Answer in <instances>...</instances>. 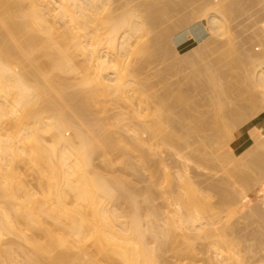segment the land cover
Wrapping results in <instances>:
<instances>
[{"label":"bare ground","instance_id":"1","mask_svg":"<svg viewBox=\"0 0 264 264\" xmlns=\"http://www.w3.org/2000/svg\"><path fill=\"white\" fill-rule=\"evenodd\" d=\"M5 1L8 5L10 2L13 6L11 7L9 5L10 8H8V6H6L7 3L4 5ZM25 1L27 6L24 10L22 4L24 2L23 0H0V6L4 5L7 7L6 9L3 6V8L0 7V9H4L3 11L1 10V13L4 14V12H6V17L4 16L3 20L1 19L3 18L1 17L3 14L0 16V201L2 203H0V264H4V261H7V264H12V261L9 259L10 257L8 258V251L1 249L2 237L6 232L18 236L29 247V254L24 261L26 264H162L163 262H159L156 258V251L154 252V249L157 250L158 248L147 246V240L145 239L146 232L156 233L153 222L148 221L145 224L142 223L139 215V208L135 203L136 201L131 195L125 194V191H127L125 184H123L120 179L103 176L100 173L101 171L99 172L96 170L93 164L94 162H92L93 156L101 149L104 150L103 157L105 162H109V159H106L105 156V150L107 148H124L125 150V148L127 149L130 145L131 150H138V148L147 146V144L150 143L149 141L153 139V136H150L149 141H145L143 136L141 137L140 135L142 131H134V127H132L133 134L130 138L131 140L129 139V145L124 143L125 141L123 140V144H115L110 138H102L99 137V135H91L92 137H90V135H88L90 131L87 133V136L90 138H87L81 130L76 131L79 128L76 127L71 130L70 127L74 126H70V121L72 123V121L75 120L71 119L68 112L69 115L65 113V109L63 111L61 109L65 106L68 107L67 104L69 103L70 105L71 102L78 103L80 108L84 109V111L87 108L92 109L93 107H99V109H101L100 105L102 106V103L104 104L110 97H113L116 101H122L121 103L127 102L131 96L136 98L135 95L131 94L130 96L129 92H133V94L136 93L135 91L137 89L139 90V87L136 88L135 84H139V82H137L138 80L136 81V74L134 77L132 73L133 69L128 68V61H125L124 58H126L129 51L132 50L130 47L134 45V42L136 44L138 42L137 40H140V46L143 47L145 43H148L147 41L151 40H146L147 38L145 39L144 36L148 32L146 29L147 23L152 21L154 23V20H156L154 16L157 18L156 14L158 13L155 14V10L151 8V6L154 5L153 2L147 4L143 3L145 5L143 6L144 8L148 4L152 5H148L146 9H144L146 13L143 10L145 18L142 19L139 15L133 14L137 12H131L133 9L135 10L136 7L133 9L129 7L132 9L128 11L130 16H126L127 14H123V12H121L122 14H113L114 8L113 10L111 7V9L108 8L110 0ZM214 2L209 0L208 2H200L199 5L206 4H204L203 7L201 5L202 8L201 10L199 9V11L197 7H195V12L197 11V13H194H199L206 18L203 17V20H205V27L208 28L210 32L228 27L225 25L228 19H226V14L228 12L225 5L226 0L224 2L221 1L224 4L221 2L213 4ZM117 8H115V11ZM210 10L213 12H210ZM16 16H20L19 20L22 19L23 21L25 20V22L22 23L21 21V23H19L17 21V23H15ZM52 16L55 17L53 18ZM56 16L63 20L61 25L57 24ZM183 21V19L180 20L181 23ZM180 22L178 23L179 25L181 24ZM261 22L262 28L264 29V20ZM159 25H161V23ZM181 26H183V24H181ZM153 27L157 29L156 26ZM262 28L261 30H263ZM162 29H164V27ZM154 31L157 32L158 30ZM166 35H168V33L164 36L166 37ZM162 36L163 35H161V37ZM21 37L23 40H18ZM188 37L192 39L190 35ZM263 42L261 43L262 47L264 44ZM136 47L137 46H135V49ZM253 54L256 58L255 53ZM260 54H262V50ZM228 55H230V53ZM77 56L80 61L77 60ZM223 56H225V54H223ZM263 56L261 57L260 55L262 58L261 61H258V59H256L258 62L252 61L254 62L253 68L252 66H250V68L255 71L251 72L250 83H252L253 87L262 89L263 92H261L263 93L262 97L264 100ZM258 57L259 56H257V58ZM227 61H231V59ZM208 67L205 65L203 68V90L205 88L209 89L211 86L214 87L216 77L220 75H215L214 71V74L209 72L208 69L210 68ZM211 67H213V64ZM138 69L137 67L135 70L138 71ZM199 72L197 71V74H199ZM58 73L77 74V78L78 74H80V82L76 85L78 87H81L79 84L84 85L86 91L80 93L78 90L81 89H78L76 86L75 89H77V91L72 90L73 92L70 93H62L61 87L63 83L60 82L62 75L60 77ZM230 73L229 75L231 76ZM236 74L240 75L239 73ZM74 75H72V77H75ZM59 82L61 83L60 85H58ZM72 86L74 87V83ZM68 88L70 87L68 86ZM219 88L221 89V87ZM231 90L232 92L234 91L232 88ZM49 93L51 95L47 97ZM222 96L224 97L223 94ZM109 102L110 101H108V103ZM213 104L216 105V103ZM132 105L130 106L133 109L135 106ZM130 106L128 105V108ZM74 109L76 110L77 108L72 106V111H74ZM138 109L139 107L137 110L135 107L137 114L139 112ZM218 109H220V107ZM232 109H229L230 111L224 114L227 121H230L229 115L237 112L234 111L235 109L232 111ZM103 110L105 109H101L100 112ZM132 111L133 110H131V113ZM140 114H138V116H140ZM74 115L76 117L77 114L74 113L72 116ZM155 116L157 121H160L163 117L167 118L160 112H157ZM78 117L80 118V116ZM121 119L124 120L123 118ZM123 124L125 125V123ZM148 124L145 123L142 129L152 133L155 130V126H149ZM194 128L196 127L194 126ZM233 128H235V126ZM233 128L231 127V129ZM139 129H141V127ZM231 129L230 132H232ZM69 130L76 131V133L72 132V134L75 133L74 135H76L75 138L78 142L74 137L70 138ZM247 131L251 138L246 142V146H248L241 152V155L249 156V162L247 160L249 163L248 165L254 167L255 171L253 175H250L252 178L248 174H243L238 171L239 174H237V176L244 184L248 180L253 179L254 183L251 186H256L264 180V124L260 127H255L250 124ZM91 132L94 131L92 130ZM156 133H158V131ZM43 134L45 136L47 134L51 141H49V138V140H44L48 136L42 138ZM119 138L120 137H118V139ZM70 139L76 141L77 144L75 142V144L71 143ZM218 139L219 138L214 139L212 134L211 136L206 135V133L203 134L204 165L207 161L214 160L215 156L213 157L212 155H216L217 153L212 154L207 148L209 147L212 149L213 142H216ZM44 142L47 143L44 144ZM220 143L221 144L217 143V146L221 145L217 148V151H220L218 154L227 155L228 153V158H225L227 161L222 160V162L226 161V164H232L234 168L238 169L240 164L236 162V159H238L239 156L235 155L232 147L226 142L221 141ZM259 146L262 148L261 153L255 150V148ZM150 147L151 145L149 148ZM128 160L127 158L123 159V163L130 165ZM30 173L35 174L36 182L34 187L38 186V189L32 188L33 185L29 184L31 182L27 181L28 179L26 178ZM168 173H166L167 176ZM176 173L181 189L185 190V194H183L185 196L183 198L180 196L179 201L175 202L176 207L172 210L173 215L171 214L170 216V212L165 222H163L164 224L161 230L159 229L157 231L163 236H168L171 235V228L183 230L189 229L188 227L191 226L190 228L199 229L203 234H206V236H210L209 232L204 227L207 224L206 214L210 216L215 215L217 211L208 206L207 199L209 194L207 193L209 192L203 193V199H201L203 201L202 207V204L200 205L199 203L200 200L198 202L196 198L197 189L190 181L189 177L178 171H176ZM168 178L169 177H167V180ZM164 180H166V178ZM204 186L203 184V188ZM251 186L249 185L250 188L246 187L249 190ZM206 187L216 191L220 189L217 184H211ZM237 193H239V191ZM240 194L241 193H239V196L241 197ZM246 194H243L242 198ZM213 197L214 196H212V198ZM220 197V201L223 204H228L236 200V196L233 194ZM122 200L131 202L132 213L130 215L117 211L115 205ZM231 205L232 204L229 206ZM249 209L255 214L258 213V208L256 207ZM232 212L234 213V211ZM236 214L237 213H234V215ZM213 219L217 218L213 217ZM156 236L158 238V235ZM216 243L215 248L217 251L215 256L223 252L225 253L226 250L224 251L223 248H225L224 246L227 244L222 247V244L220 246V243ZM226 249L229 248L226 247ZM232 251L230 253L231 256ZM227 252L229 254V251ZM224 253L222 255H224ZM220 263V261L217 262L216 260H212L208 264Z\"/></svg>","mask_w":264,"mask_h":264},{"label":"rangeland","instance_id":"2","mask_svg":"<svg viewBox=\"0 0 264 264\" xmlns=\"http://www.w3.org/2000/svg\"><path fill=\"white\" fill-rule=\"evenodd\" d=\"M23 1L24 2L22 4L25 10L27 3L25 0ZM197 1H200L202 3L208 2V0H110V6L108 5V8L111 7L112 10L114 8L113 14H119L123 12V14H127L126 16H130V13L128 11H131L136 7L137 10L133 9L134 11L132 10L131 12H137L133 14L137 16L139 15L143 19L145 18L146 13V10L144 9H146L148 5L151 6L152 4L146 5L145 8L143 6H145L144 4H147L149 2H153L154 5H152L151 8L155 10V14L158 13L156 14L157 18L156 16H154L156 19L154 20L155 24L152 21L150 23H147L146 25V29L148 32L145 34L144 38H147L146 40H151L147 41L148 43H145L143 47L140 46V40H137L138 42L136 44L135 42L133 43L134 45L132 44L134 48L133 46L130 47L132 48V50L129 51V54L127 55L128 58L127 56L126 58H124L125 61H128V68L133 69L132 73L134 77L136 74V81L138 80L137 82H139V84H135V87H139V90L137 89L135 91L136 93L134 94L133 92H129L130 96L132 94L135 95L136 98L131 96L130 99L127 100L128 103H121L122 101H116L113 97H110L106 100V102H104V104L102 103V106L100 105L101 109H105L102 112H100L101 109H99V107H93L92 109L87 108L84 111V109H81L79 104L76 102H71L70 105L68 103V107H66L64 104L65 107L61 109L62 111L65 109L66 112H64H68L71 119L75 120L72 121V123L70 121V126H74L70 127L71 130L72 128L75 129L77 127L79 129H77L76 131L81 130V132H83L87 138L99 135V137L102 138H110L115 144H123V141H125L124 143L129 145L128 142L132 137L133 129L134 131L137 130V132L138 130H141L142 132L139 133L141 137L143 136V139H145V141H149L150 136H153V139L156 137L154 140L151 139L149 141L150 143L148 142L149 144H147V146L138 148V150H131L130 145L127 147V149L125 148V150L124 148H107L105 150V156L106 159H109V162H105V159L103 157L104 150L101 149L102 151L99 150L93 156L92 162H94L93 164L96 170H98L99 172L101 171L100 173L103 176L113 179H120V181L125 184L127 190L125 191V194L131 195L136 201L135 203L139 208V215L142 223L145 224L148 221L153 222L156 233L146 232L145 239L147 241H145L148 244L147 246H151L156 249L158 248L157 250L154 249V252L156 251L157 256H155L159 260V262H163L164 264H208L210 261L216 260L217 262L220 261V264H264V180L256 186H251L254 183L253 179L248 180L244 184V182L241 181L237 176V174H239L238 172L248 174L249 176L254 174L255 168L251 165H248V162L250 160L249 156H243L241 155V152H243L244 149L248 146H246V142H248V140H250L251 138L250 134L247 131L248 126L252 124L255 127H260L264 124V100L262 97L263 91L260 88L253 87L252 83H250V75H252L251 72L255 71L254 69L250 68V66H252L253 68L254 62L252 61H256V59H258V61H261V57L264 53V44L263 47L261 44L264 41V29L262 28L261 22L262 20H264V0H226L225 5L228 10L226 19H228L226 21L227 24L225 25L228 27H223L218 31H214L215 34L214 32H210L208 28L205 27L206 25L205 20H203V15L199 13L194 14L197 13V11L195 12V7H197V10L199 11V9L201 10L203 5L206 4H201V7V5H199L200 2L198 3ZM209 1L214 2V0ZM221 1L224 2L225 0H215L213 4H217V2L220 3ZM6 3L7 2L5 1L4 5ZM4 5L2 6L5 9L7 8L6 6H8V8H10V6H13V4L11 5L10 2V6L8 5V3L6 4V6ZM198 5L200 6V8ZM2 6L0 7L3 8ZM129 7L132 9H130ZM115 8H117L116 11ZM1 10L3 11L4 9H0V13ZM143 10L145 11V13L143 12ZM161 12L163 15L161 14ZM180 12H182L183 14ZM210 12L213 11L210 10ZM2 14L3 13H1L0 16ZM165 15L167 19L165 18ZM4 16L6 17V12H4V14L1 16L3 17L1 18L2 20L4 19ZM16 17L18 19H15V23H17V21L19 23H21V21L22 23L25 22V20H19L20 16ZM52 17L54 18L55 16ZM159 17L162 18L160 19ZM181 19L184 20V23L180 22ZM56 21L58 25H61L63 23V20L58 18L57 16ZM179 22L183 24V26H181V24L179 25ZM160 23L161 25H159ZM153 26H156L157 29H155ZM163 27L164 29H162ZM261 28L263 30H261ZM154 30L158 31L155 32ZM164 33H168V35H166L165 37ZM161 35L163 36L161 37ZM189 35L192 39H189ZM21 38H19L18 40L22 41L23 38ZM149 42L151 43V45ZM148 45H150L151 47ZM135 46H137L136 49ZM261 50L262 54H260ZM228 52L230 53V55H228ZM203 53L204 55H207L204 56ZM253 53H255L256 58ZM223 54H225V56H223ZM257 56L259 57L257 58ZM210 57L212 60L210 59ZM208 59L210 60L207 61ZM230 59L233 63L231 61H227ZM77 60L80 61L78 56ZM134 64L136 68L134 67ZM212 64L213 67H211ZM205 65L207 67L209 66V72L213 73L214 71L215 75H220H218L219 77H216L214 83L215 86H211V88L209 87V89L205 88L204 91L203 68L205 67ZM137 67L140 70H135L137 69ZM197 71H200L201 73L199 72V74H197ZM229 73L231 74V76L229 75ZM236 73H239L240 75ZM58 74L60 77L62 75V78H60V82L63 83L64 86L63 88V86L61 85L62 93H70L73 92L72 90L77 91V89L75 88L77 86L76 84L80 82V74H78V78L76 77L77 74ZM72 75H74L75 77H72ZM74 79H78L79 81H76ZM60 82L58 85L61 84ZM66 83L70 88H68ZM73 83L74 87L72 86ZM79 85H81V87L77 86V88L81 89L82 91H78L80 93L85 92V86L82 84ZM219 87H221L222 90ZM228 87L230 90L228 89ZM231 88L234 90L233 92ZM222 94L224 95V97L222 96ZM50 95V93L47 94V97H49ZM108 101L110 102L108 103ZM213 103H216V105ZM128 105L135 106L136 110L139 107L138 114L141 113L140 116H138V114L136 113L135 107L133 109L131 106V108H128ZM72 106H75V108H77L79 111L77 109H74L75 112L72 111ZM218 106L220 107V109H218ZM210 109L212 112L210 111ZM229 109H232V111L235 109L234 111L237 112L235 113L236 115L232 114L233 116L228 114L230 117V121H227L224 114L226 112H229ZM131 110H133L132 113ZM70 111L76 113V117L75 115L72 116L74 113ZM157 112L162 113L163 116L167 118L163 117L160 121H157V118L155 116ZM203 113L205 116L203 115ZM78 116H80L81 119ZM121 118H123L124 120H122ZM79 119L82 121H80ZM123 123H125V125ZM145 123H149V126H155L154 128L156 131L154 130V133L144 131L142 128ZM194 126L196 128H194ZM234 126L235 128H233ZM132 127L134 128L132 129ZM138 127H141V129H139ZM231 127L233 129H231ZM230 129L232 132H230ZM92 130L94 132H91ZM76 131L69 130L70 138L74 137V139L77 140L75 138L76 135H74ZM88 131H90L91 134L88 133ZM157 131L158 133H156ZM72 132L75 133L72 134ZM87 133L88 135H90V137L87 136ZM205 133L206 135L210 136L212 134V137L214 139H219L217 141L215 140L216 142H213V146L211 145L213 152L212 149H210L209 147L207 148V150L212 154L217 153L216 155H212L213 157L215 156L214 160L207 161L204 165L203 134ZM227 133L228 135H230L228 136ZM46 136L48 135L46 134ZM46 136L43 134L42 138ZM118 137L120 138L118 139ZM48 138L49 136L44 140H49L50 138ZM72 140L73 139H70V142L75 144L76 141ZM219 140L226 142L229 146L232 147L235 155L239 156L238 159L235 158L236 162L240 164L238 166V169L234 168L232 164H226L227 159L225 158H228V153L227 155L225 154L226 156L224 154H218L220 151H217V148L221 146H217V143L221 144V141ZM49 141H51V139ZM151 142L153 145L151 144ZM46 143L47 142H44V144ZM150 145L151 147L149 148ZM255 150L258 152L260 151L261 153L262 148L259 146L256 147ZM217 155H219L220 157ZM126 158L127 160L129 159L128 161L130 165H126L125 163H123V159ZM222 160L226 161L222 162ZM220 162H222L223 164L225 162V164L223 165ZM247 169H249L250 171ZM176 171L186 174L189 177L190 181L197 189L196 198L198 202L200 200L199 203L200 205L202 204V207L203 201L201 199H203V193L209 192L207 194H209L211 197L208 195V206L209 208H214V210L216 209V214L218 213L217 215H211L212 217L206 214L207 224L204 227L209 232L210 236H206V234H203L199 229H193V227L190 228L191 226L188 227L189 229L183 230L171 228V235L168 236H163L161 233H159V231H157L159 229L161 230L164 224L163 222H165V219L167 218V216H169V213L171 212L170 216L173 213L172 210L176 207L175 202L179 201L180 196L181 198L185 196L183 195L185 194V190L181 189L180 187L181 185L179 184ZM166 173H168V176ZM34 175L35 174L30 173L26 179H28L27 181L31 182L29 184L33 185L32 188L38 189V186L34 187L36 182V178ZM167 177H169L168 180ZM250 177L252 178V176ZM165 178L166 180H164ZM203 184L205 185L204 188ZM211 184H217L220 189L216 191L206 187L210 186ZM249 185L251 186V189L248 190L247 187H249ZM237 190L239 191V193H241V197L239 196V193H237ZM229 194L235 195L236 200L232 201L231 203L229 202L228 204L221 203L220 196H226ZM243 194L246 195H244V197L242 198ZM164 195L165 197L167 196V200ZM212 196L214 197L212 198ZM126 201L122 200L115 206L117 211L122 212L126 215H130L132 213V205L131 202ZM230 204L232 205L229 206ZM252 207L258 208V213L255 214L249 209ZM232 211L237 214L234 215ZM213 217L217 219H213ZM222 233L225 234L223 235ZM156 235H158V238ZM215 240L218 244L220 243V246L222 244V247L227 244L226 246H224L225 248H223L224 251L226 250L225 253L223 252L224 255H222V253L218 256L216 255L217 257L215 256L217 251L215 248ZM226 247L229 249H226ZM1 249L8 251V258L10 257L9 259L12 261V264H26L24 263V261L29 254V247L18 236L6 232L2 237ZM227 251H229V254ZM231 251L232 256L230 254ZM3 263L7 264V261H4Z\"/></svg>","mask_w":264,"mask_h":264}]
</instances>
